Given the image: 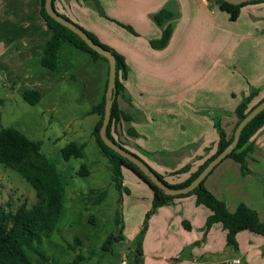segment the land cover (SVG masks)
Instances as JSON below:
<instances>
[{"label":"crops","instance_id":"crops-1","mask_svg":"<svg viewBox=\"0 0 264 264\" xmlns=\"http://www.w3.org/2000/svg\"><path fill=\"white\" fill-rule=\"evenodd\" d=\"M42 7V0H0V89L6 97L24 99L26 91H36L41 102L54 91L58 73L79 75L91 61L101 69L109 65L63 39L58 69L43 66L52 30ZM55 7L124 57L128 72L117 100L131 119L119 121L116 137L170 184L184 182L215 153L217 120L230 136L237 106L253 91L251 107L264 98V1L244 5L234 21L217 0H55ZM162 9L172 17L158 25L154 16ZM169 23L168 44L153 47ZM249 143L246 172L226 157L204 186L229 210L244 203L264 221V126ZM123 175L129 190L124 200L133 202L124 211L122 235L133 240L152 207L153 190L133 170L126 167ZM210 214L195 195L159 207L148 220L137 263L264 264L263 235L238 232L235 250L221 223L205 231Z\"/></svg>","mask_w":264,"mask_h":264},{"label":"trees","instance_id":"trees-1","mask_svg":"<svg viewBox=\"0 0 264 264\" xmlns=\"http://www.w3.org/2000/svg\"><path fill=\"white\" fill-rule=\"evenodd\" d=\"M260 1L264 0H251L242 4H231L225 0H217V3L222 10L228 13L229 19L234 21L238 18L244 5ZM44 3L45 0H42V15L52 30V36L46 42L45 48L40 56L43 66L47 67L51 71H56L58 69L60 61L59 49L63 39L69 40L78 49L89 53L93 60L102 58L109 62L105 56L91 48L74 31L53 19L47 13ZM52 4L54 9L59 14H61L67 20L73 22L71 19L56 9L55 0H52ZM171 17L172 13L170 11L162 9L155 14L154 19L158 25H164L166 19ZM75 24L85 30L97 44L101 45L105 49L110 50L116 58V90L112 105L111 118L107 126L108 137L119 146L145 162L139 155L127 149L124 146V143L116 137L119 134V131L117 130V124L119 121L121 119H131L129 114L120 110L117 100V97L124 91V85L121 81V77L126 78L128 72L124 57L107 45L101 43L94 36V34L87 31L77 23ZM120 25L135 33L131 26L125 25L123 23H120ZM171 35L172 25L169 23L165 25L161 37L157 40H152L151 45L153 47H164L168 44ZM256 93V91L251 92L250 95L247 96L237 106V123L235 124L234 131L245 115L264 100L263 98L261 101L251 107L250 102ZM24 100L31 105H36L40 101V94L36 91H26L24 94ZM105 103L106 94L102 97L100 102L94 104L91 109V113H94L98 116V121L93 133L100 149L108 157L110 163L112 164L117 188L122 192V168L127 167L133 170L153 190L152 207L146 214L141 237L137 241V256L142 254V235H144L147 229L148 220L151 215L159 207L172 202L176 198L189 195H195L197 204H203L211 211V214L208 216L206 221L205 231H207L214 223H221L224 229L227 231V244L232 246L235 250L238 249L236 236L240 231L250 230L264 236V221L260 218L258 212L255 209L244 203H241L234 211L229 210L225 201L217 197L204 186L205 179L188 193L169 195L160 189L153 181H151V179L145 175L138 166L108 147L101 139L99 132L104 118ZM215 124L219 134V140L215 153L208 157L203 162V164L200 165L199 168L193 172L184 182L175 185L170 184L164 179L163 175L159 174L146 162L145 163L162 180V182L169 187L179 188L190 184L193 179L202 171V169L233 140L234 131L230 136H227L225 130L221 126L220 121L217 120ZM263 126L264 109L246 124L241 132L237 146L227 156L239 162L243 172L248 170L247 157L252 149V145L249 143L250 139ZM83 149V144L71 142L62 148L63 158L69 160L72 157H82ZM0 163H3L5 166L12 168L22 175L35 189L38 199V201L32 206H28L27 204L23 203L15 211L11 210L5 205H0V264H50V258L40 251L34 242L41 239L42 237H50L55 231L60 220L64 205L65 192L62 176L56 166L42 152L41 141L29 138L23 131L14 127L2 128L0 130ZM187 169L184 168L176 173L184 172ZM78 173L80 175H87L89 172L87 167L82 165ZM124 191L129 192L127 188H125ZM119 201L121 202V199H119ZM8 205L10 206L11 204L9 203ZM119 222L121 223V235L117 237L114 234H110L103 244L105 248L109 247L113 239H123L122 219H120ZM185 225L187 228L190 227L186 222ZM75 241L78 244L81 243V240L78 237H76ZM27 251H33L37 253L40 257V261L38 263H33L29 258ZM79 257L81 258L80 255L78 258ZM77 261L78 260L76 258L74 262L76 263Z\"/></svg>","mask_w":264,"mask_h":264},{"label":"rangeland","instance_id":"rangeland-1","mask_svg":"<svg viewBox=\"0 0 264 264\" xmlns=\"http://www.w3.org/2000/svg\"><path fill=\"white\" fill-rule=\"evenodd\" d=\"M105 64L101 69L91 61L79 75L58 73L54 91L36 105L22 97H6L0 89V130L14 127L41 141L42 152L63 179L64 205L57 227L50 237L34 242L50 264H121L124 258L127 264H142L137 263L136 254L142 230L133 240L113 239L109 247L103 246L110 234L121 235L119 220L133 202V198L124 200V185L122 192L117 188L112 164L93 133L98 116L91 109L106 94L108 84L109 65ZM71 142L83 144V156L66 160L62 148ZM82 165L87 167V175L78 173ZM37 201L32 185L0 163V205L15 211L23 203L32 206ZM27 254L33 263L40 261L37 253Z\"/></svg>","mask_w":264,"mask_h":264},{"label":"water","instance_id":"water-1","mask_svg":"<svg viewBox=\"0 0 264 264\" xmlns=\"http://www.w3.org/2000/svg\"><path fill=\"white\" fill-rule=\"evenodd\" d=\"M231 4H242L251 0H225ZM45 9L47 13L55 19L60 24L68 27L72 31H74L77 35H79L91 48L105 56L109 61V78L108 84L106 89V103H105V112L103 122L100 128V137L103 142L119 153L121 156L127 158L129 161L134 163L136 166L140 168V170L147 175L151 181H153L160 189H162L166 194L169 195H179L185 194L193 190L198 184L203 181L206 176L223 160L225 159L228 154L237 146L241 132L246 124L251 121L258 113H260L264 109V100L252 108L245 117L240 121L234 131L233 140L230 142L226 148H224L220 153H218L203 169L202 171L193 179V181L184 186L179 188H172L167 186L162 180L150 169V167L143 162L137 156L131 154L117 143L112 141L107 135V126L109 124L112 112V105L115 98V90H116V75H117V64L116 58L114 54L108 50L103 48L101 45L97 44L85 30L77 26L75 23L67 20L61 14H59L53 7L52 0H45Z\"/></svg>","mask_w":264,"mask_h":264},{"label":"built area","instance_id":"built-area-1","mask_svg":"<svg viewBox=\"0 0 264 264\" xmlns=\"http://www.w3.org/2000/svg\"><path fill=\"white\" fill-rule=\"evenodd\" d=\"M121 264H127L126 262V259L124 258L122 261H121Z\"/></svg>","mask_w":264,"mask_h":264}]
</instances>
